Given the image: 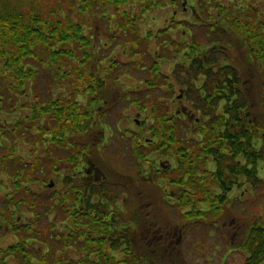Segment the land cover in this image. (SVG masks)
Segmentation results:
<instances>
[{
    "label": "trees",
    "instance_id": "1",
    "mask_svg": "<svg viewBox=\"0 0 264 264\" xmlns=\"http://www.w3.org/2000/svg\"><path fill=\"white\" fill-rule=\"evenodd\" d=\"M183 1L0 0V115L15 116L6 135L30 146L36 174L48 164L51 177L61 173L69 181L80 171V160L95 152L106 177L101 187L83 192L85 206L79 201L75 209L76 222L84 226L60 232L59 240L49 230L36 233L47 253L38 264H181L180 251L168 247L170 234L180 231L183 240L199 228L208 237L210 229H220L222 246L212 253L219 251L218 264L230 253L242 256L240 264H264V15L247 0H185L186 10ZM178 3L189 12L190 21L183 22L190 25L180 33L190 39L174 38V29L157 19L154 31H140L144 12ZM99 28L122 54L139 56L131 66L143 80L117 102L135 105L141 114L132 142L110 124L121 111L110 102L109 89L123 88L113 69L124 63L110 56ZM152 38L158 43L155 57L146 49ZM167 57L173 61L171 77L159 67ZM84 85L91 96L81 105ZM156 89L169 96L178 91L179 113L171 110L176 100L164 102ZM98 98L107 101L101 121L112 127L111 144L122 143L116 156L127 173L106 161L111 144L96 150L91 145L94 120L88 114ZM10 149L3 159L7 173L29 177L32 163L21 164L25 158ZM153 153L168 167L156 170L146 158ZM93 194H104L106 205H91ZM69 246L76 260L66 256Z\"/></svg>",
    "mask_w": 264,
    "mask_h": 264
},
{
    "label": "flooded vegetation",
    "instance_id": "2",
    "mask_svg": "<svg viewBox=\"0 0 264 264\" xmlns=\"http://www.w3.org/2000/svg\"><path fill=\"white\" fill-rule=\"evenodd\" d=\"M245 4H248V2H246ZM186 5L187 1L185 2L184 0L182 2L183 10H186ZM256 10L258 11V13L263 15V12H261V9L259 7H257ZM172 14L173 17H171L169 20H165L164 23V26L168 27L169 31L172 29L170 25L174 21L182 22L186 20L180 18L178 20H175V9L172 10ZM179 25L180 23L177 24V27ZM106 27L114 30L113 24L109 23ZM88 28L89 26H84V30H87ZM155 55H157V53H155ZM111 59H114V57H112ZM164 59L165 58H163V60ZM160 66L161 65L159 64V67ZM171 66L173 68L172 63ZM172 68L169 73H166L169 77H171ZM118 87L119 85H114L109 89V91L112 92L110 102H115V104H120V102L117 103L120 100V94L126 96L125 94L130 91L129 88H125L124 86V89L121 87L119 91H115V88L118 89ZM86 88L87 86L84 85L83 90L85 91L83 93V96L81 97L82 99L80 100L81 105L85 104L88 98H90L91 96L90 92H88ZM179 101H181V99H176V101L174 102ZM105 102L107 103L106 99L103 100L102 98H98V101H96L95 103V107L92 106V108L94 107V109H91V112H89L88 114H91L94 120L91 121L92 129L90 130V133L93 135L91 145L95 148L93 150L102 149L104 146H108V144H111L112 127H109L101 121V110L102 106L105 105ZM130 107V104L129 106L123 107L121 112L117 114L118 116H114L113 118L118 122L121 120L129 121L128 125L123 127V130L119 128H117V130H120L119 132H121L126 139L132 142L136 140V137L134 135H136L137 133V125L141 120L140 118V120L138 121L137 117H139L141 114L140 112L135 111L133 117L130 118V116L126 113L130 109ZM174 110L176 113H179L180 103H178ZM86 124H88V122ZM7 125H9V122L7 120H4V122L1 121L0 123L1 127ZM6 133H8L7 128H0V135L2 137L0 148H4L5 150H7L10 146V140ZM134 148L135 144H132V149ZM1 157H3V159H7L9 157L7 151L3 153ZM146 158H148L150 162H155L156 170L158 171L160 170V167H158L159 165L165 168L168 167L166 163H162L159 161L160 155L158 153L148 154ZM28 162L29 161H23L21 162V164L26 165V163L28 164ZM32 162L30 161V163ZM7 165L8 164H6L4 160H0V264H9L10 255L15 259L13 260L16 262L15 264H25V259H27L30 264H38V261L41 260V255L47 254L46 245L38 246V244L36 243V233H41L44 231L43 229L38 228V224L40 221L39 212H43L44 210H46V206H48V210L45 215L48 219V225L50 228L49 231L55 235V238L57 240H59L60 236L62 235L61 234L59 236L60 232H68L72 230L73 227L84 226L85 224L81 220L80 222H76L75 209H78V207H80L79 201H81L82 206H85L82 202L83 197L86 196L85 194H83L85 190H87L90 186L101 187L99 185H102L103 182L106 181L105 173L101 170L102 166L98 162L97 154L93 152L90 157H85L80 160V164L78 166L80 171L78 173H75L74 177L69 178V181L65 182L63 180V177L60 176L61 173H55L54 177H49V180L46 183V188L51 189V193L46 195H49V197L44 198L42 193H39L31 188V180L29 178L14 176H9V178L7 176H4V173H7ZM32 165H35V163H32ZM66 167H68V165H66ZM75 195H77L78 199V201L76 202H74ZM243 195L244 192H241L240 196ZM36 198L38 200H36ZM58 198H61V201H58ZM132 199H134V197H132ZM89 200L91 202V205H93L96 201L100 206L106 205L104 194H93L89 196ZM49 202H51V204H49ZM112 202L113 205H115L116 201L114 199L112 200ZM56 207L60 208L58 212H55ZM21 208H24L25 211L30 212L33 216H31V218L27 217L28 215L24 214V212L21 211ZM79 212L82 213V216H85L86 214V212L84 211ZM34 216L36 218V224H31L29 219L33 221ZM25 224L27 225L26 227ZM229 225L231 224L229 223ZM27 227L31 232H33V234L30 235L28 233L27 235H24V228ZM231 227L232 226H230L229 228ZM175 231L177 230H174V232ZM10 232L11 237H13L11 241H9L8 236V233ZM179 232L178 234H176V236L172 235V233L170 234L171 242L168 247H171V252H173L177 248V244H179L178 241L182 240L183 238V235ZM27 238L33 239V241L29 242ZM43 247H45V250L43 249ZM21 249H23L24 253L26 254L25 257L23 256ZM177 253L179 254V250H177ZM65 254L69 260L74 258V260H76L78 258V253L73 252V249L70 246L66 247ZM69 262L70 261H66V264H68Z\"/></svg>",
    "mask_w": 264,
    "mask_h": 264
},
{
    "label": "rangeland",
    "instance_id": "3",
    "mask_svg": "<svg viewBox=\"0 0 264 264\" xmlns=\"http://www.w3.org/2000/svg\"><path fill=\"white\" fill-rule=\"evenodd\" d=\"M198 2V0H189L188 3L189 4H193L196 5ZM224 2H227L226 0H224ZM248 4H250L251 6H253L255 9H257V7H259L261 9V12H263L264 15V0H247ZM178 5V6H177ZM175 6H171L169 7H164L162 5H159L157 7H155L154 9L151 10H147L146 12H144L142 19L139 22V29L142 33H144L146 30H155V27L153 26V19H157L160 20L159 23H161V25H164L165 20L170 19V15H171V11L173 9L176 10V15L174 16V18L176 20L180 19H187L188 21H190V18H188L189 12L188 11H183L181 12V8H180V4L178 3ZM262 15V16H263ZM182 23L183 27L180 26L179 29H177V24L174 21L170 26L172 27V29H174L175 32H170V34L177 39H185L188 40L190 39L189 37V33L183 34L181 35L180 31L187 29V27L190 25L188 23L179 22ZM92 25V24H91ZM188 25V26H187ZM90 28V27H89ZM195 27H192V30H194ZM97 31L102 32L100 33V36L102 37V39L107 40L106 36L103 34L105 33V29L104 28H99ZM192 36V35H191ZM198 37H200V35H198ZM108 41V40H107ZM147 41V40H146ZM109 47H108V51L110 49H112V53H110V56L115 55L116 60H114L117 64L119 63V61H122L124 63V65L120 64V66H118V68H114L113 69V76H115L116 74V78L119 79L120 81H122L124 83V87L125 88H139V85L141 84L142 80H143V73L140 72L137 69H134L131 65H132V59L136 60L139 56H134L132 55V53L130 54H122L121 52V47L119 44H117L116 42H112V41H108ZM158 43L157 41L152 38L149 39V41L146 43V48L148 50V53L150 55V57H155V50H157L158 48ZM107 51V56L108 59L110 58L109 54ZM128 62V63H127ZM171 63L173 64V61L167 57L164 60H161L160 62V70L163 73H169L172 66ZM142 87V86H140ZM161 87V86H160ZM164 87V85H163ZM157 90V89H156ZM160 91L157 90V95L158 97H162V94L165 95V97L162 98V100L164 102H166L167 99H171L170 101L176 100V93H178V91H176V93L174 94V96H169L168 92L165 91V89H159ZM179 102H176L175 105L172 106V111L174 110V108L178 105ZM124 104H120V106L117 108V111H121L123 108ZM135 111H138V107H136L135 105H131L130 109L126 112L130 118L133 117ZM5 114L0 115L1 121L4 122V120H7L9 122H13L14 121V117L13 115H8V116H4ZM143 119V117H142ZM116 122V123H114ZM129 123V121L127 120H121V121H112L110 124H117V126H115V128H113L114 133H117V127L119 129H122L123 127L127 126ZM9 125L1 127L0 128H8ZM147 125H149V123H147L144 127H146ZM114 127V125H113ZM137 130H139L137 128ZM2 134V133H1ZM1 135H0V143H2L1 141ZM11 145V152L14 155L17 156H21L23 158H25V160L27 161H33L32 163H34L33 159L30 155V146L27 145L26 143L22 142L21 140H17V142H14V140L10 141ZM5 144V143H3ZM112 145V147H111ZM110 146H108L107 148H105V158L108 159L106 161H108L109 163L111 162L116 168H120L122 169L125 173H127L128 169L125 167L124 164H122L120 160L119 156H116V154H120L118 153L120 151V147L122 145V143L120 144V142H116L115 140H113L112 144ZM7 150H5L4 148H0V160H3V157H1L3 155V153H5ZM111 155V157H110ZM114 155V156H112ZM110 157V159H109ZM102 161V160H101ZM128 162V160L124 159V163ZM110 163V164H111ZM28 166H30L31 168H29V177L28 175H26V178H29L30 181V186L33 190L42 193L44 198L49 197L46 196L47 194L51 193V189L46 188V183L49 180V177H51V167L48 166V164H45V169H43V172L40 173V170H38L39 173L36 174V165L32 166L30 164H28ZM103 166V165H101ZM61 167V165H57V168L59 169ZM4 176L9 177L10 175L8 173H4ZM10 178V177H9ZM171 189V188H170ZM168 188L167 191L170 190ZM36 200H38L36 198ZM49 204H51V202H49ZM48 204V205H49ZM37 205V204H36ZM26 207V206H25ZM24 207V208H25ZM24 208H21V211L24 212V214L28 215L27 217L31 218V213L25 211ZM30 220V223L36 224V218L34 216L33 221ZM34 224V225H35ZM27 225L25 224V227ZM38 228L43 229L44 231L49 230V225H48V219L47 216L45 215V218L40 219L39 224H38ZM173 231V230H172ZM210 234L211 236L208 237V235L206 234L208 231L204 232V230L202 228H199L198 230H193V232L189 231L190 233L187 236H184V239L181 241V243L177 244V248L175 249L176 251L179 250L181 257H183L181 259V264H204V258H207V264H218L217 261L214 258H217L219 255V251H216V254H212L214 253L215 250H217V248L214 246L218 245V246H222V243L220 242V229H210ZM221 232V231H220ZM24 235H27L28 233L31 235L33 234V232L30 231V229L24 228ZM172 235L176 236L175 232H172ZM9 236V241L12 240L13 237H11V232L8 233ZM27 240L29 242H32L33 239L27 238ZM193 246V247H192ZM43 249H45V247H43ZM170 250L171 247H170ZM21 252L23 253V256L25 257L26 254L24 253L23 249H21ZM209 259V260H208ZM15 260L11 255L9 257V264H15L16 262L13 261ZM242 261V256L238 253H230L229 256H227V258L223 261V264H240ZM214 262V263H213Z\"/></svg>",
    "mask_w": 264,
    "mask_h": 264
}]
</instances>
